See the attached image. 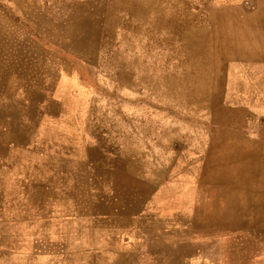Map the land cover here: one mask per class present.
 <instances>
[{
    "label": "rangeland",
    "instance_id": "374dc122",
    "mask_svg": "<svg viewBox=\"0 0 264 264\" xmlns=\"http://www.w3.org/2000/svg\"><path fill=\"white\" fill-rule=\"evenodd\" d=\"M259 3L30 1L58 67L38 89L65 119L1 158L0 264H264V87L227 84L264 59ZM231 179L255 197L220 205L209 187ZM185 215L167 261L152 244Z\"/></svg>",
    "mask_w": 264,
    "mask_h": 264
},
{
    "label": "crops",
    "instance_id": "0c3cea01",
    "mask_svg": "<svg viewBox=\"0 0 264 264\" xmlns=\"http://www.w3.org/2000/svg\"><path fill=\"white\" fill-rule=\"evenodd\" d=\"M8 1L10 5H5L6 8L0 6V161L3 158L8 163H13L10 165L11 167L15 165V158L18 157L17 153L19 151L31 149L32 143L39 141L38 136L46 133L43 130L52 126L53 122L64 121L65 117L59 113H46L49 109L57 108L58 103L55 100H49L46 90L38 89V86L46 87L48 70L57 72L58 67L55 68L52 65L49 68L46 47L42 48L37 44H33L32 24L29 19L31 0ZM255 1L257 5L256 13L259 11L260 3L259 0ZM255 13L250 14V16ZM41 49H44L45 52ZM33 54L44 55V57L33 63ZM53 54H58V51H52ZM246 61H248V64H253L254 67L249 66L251 64L240 66V73L232 70L227 79V84L231 88H240L237 87L238 85L243 87L248 97L247 100L251 101L255 95L252 92L253 87H264V65H262L264 59L250 60L247 58ZM33 71H40L39 83H35L37 89L34 94L38 96L39 93H43V99L32 97ZM248 89H251V97L246 92ZM231 97H235L234 93ZM240 187L239 180L231 179L210 186L209 191L213 193L214 199H218L220 205L224 203V198L239 200L240 197L245 195V192L247 193L246 197H255L254 190H250L248 187L245 191L244 189L241 190ZM191 218L192 216L186 217V215L178 218L173 216V219L170 220L174 222L170 223L169 221L168 223L173 227H170L165 237L161 236L164 240L161 242L158 240L157 245H155L156 243L152 244L153 247L158 249L163 248L159 249V255L167 256V261L173 257L171 250L181 244L176 239L191 236L190 233H186L190 229ZM177 224L180 226L178 227ZM240 229L234 227L232 231ZM192 232H196V235L199 236L198 230ZM186 243H190V241L186 240ZM27 260L31 262L30 258Z\"/></svg>",
    "mask_w": 264,
    "mask_h": 264
},
{
    "label": "bare ground",
    "instance_id": "6f19581e",
    "mask_svg": "<svg viewBox=\"0 0 264 264\" xmlns=\"http://www.w3.org/2000/svg\"><path fill=\"white\" fill-rule=\"evenodd\" d=\"M217 62V61H216ZM219 62V61H218Z\"/></svg>",
    "mask_w": 264,
    "mask_h": 264
}]
</instances>
